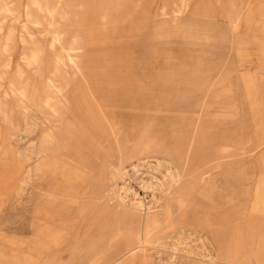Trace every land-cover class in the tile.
I'll return each mask as SVG.
<instances>
[{
  "label": "rangeland",
  "instance_id": "1",
  "mask_svg": "<svg viewBox=\"0 0 264 264\" xmlns=\"http://www.w3.org/2000/svg\"><path fill=\"white\" fill-rule=\"evenodd\" d=\"M0 264H264V0H0Z\"/></svg>",
  "mask_w": 264,
  "mask_h": 264
}]
</instances>
